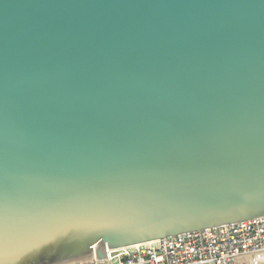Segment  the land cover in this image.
Masks as SVG:
<instances>
[{
    "label": "water",
    "instance_id": "obj_1",
    "mask_svg": "<svg viewBox=\"0 0 264 264\" xmlns=\"http://www.w3.org/2000/svg\"><path fill=\"white\" fill-rule=\"evenodd\" d=\"M255 219L264 0H0V264Z\"/></svg>",
    "mask_w": 264,
    "mask_h": 264
},
{
    "label": "built area",
    "instance_id": "obj_2",
    "mask_svg": "<svg viewBox=\"0 0 264 264\" xmlns=\"http://www.w3.org/2000/svg\"><path fill=\"white\" fill-rule=\"evenodd\" d=\"M72 264H264V219L107 251Z\"/></svg>",
    "mask_w": 264,
    "mask_h": 264
},
{
    "label": "snow or ice",
    "instance_id": "obj_3",
    "mask_svg": "<svg viewBox=\"0 0 264 264\" xmlns=\"http://www.w3.org/2000/svg\"><path fill=\"white\" fill-rule=\"evenodd\" d=\"M47 247H37L27 251L22 257L27 264H46L42 257L46 254Z\"/></svg>",
    "mask_w": 264,
    "mask_h": 264
}]
</instances>
